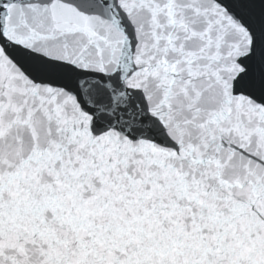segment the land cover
Segmentation results:
<instances>
[{
  "label": "snow or ice",
  "instance_id": "obj_1",
  "mask_svg": "<svg viewBox=\"0 0 264 264\" xmlns=\"http://www.w3.org/2000/svg\"><path fill=\"white\" fill-rule=\"evenodd\" d=\"M0 264H264V0H0Z\"/></svg>",
  "mask_w": 264,
  "mask_h": 264
}]
</instances>
